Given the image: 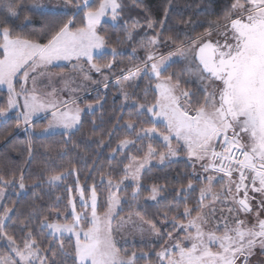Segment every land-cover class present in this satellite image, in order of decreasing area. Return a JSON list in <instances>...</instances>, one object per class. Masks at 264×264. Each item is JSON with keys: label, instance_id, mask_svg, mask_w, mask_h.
<instances>
[{"label": "snow or ice", "instance_id": "6c2138e0", "mask_svg": "<svg viewBox=\"0 0 264 264\" xmlns=\"http://www.w3.org/2000/svg\"><path fill=\"white\" fill-rule=\"evenodd\" d=\"M63 2L71 4L72 0ZM20 7L15 0L0 5L3 13L0 89L6 90V106L0 107V117L15 111L17 128L23 125L37 136L60 129L61 135L70 141L81 125L83 109L71 95L80 85L72 88L71 84L76 82L72 77L63 81L62 88L52 86L51 78L63 73H53L50 69L68 62L81 75L82 82L92 79L89 74L92 70L111 71L118 63L115 58L122 53L117 48H107L106 37L98 28L105 17L113 21L120 17L123 2L75 0L76 13L39 38L18 33L8 25V19H19ZM31 7L33 11H42L47 6L42 0H31ZM79 13L82 19L77 23L75 15ZM24 19L27 21L29 17ZM147 27L154 29V23L149 22ZM136 31V24L129 26L126 38L131 40ZM169 42L176 43L171 37L162 40L159 32L141 41L143 60L121 69V76L115 81L124 103L135 110L136 116H146L145 122L151 126L137 131L134 121L125 122L124 127L134 132L135 139H122L112 150L124 152L122 159L128 163L123 165L124 175L117 181L110 175L107 178L101 175L100 184L106 183V195L98 193L95 181L89 185L86 178L82 184L75 168L47 176L46 182L52 186H59L67 176H75L74 186H66L71 219L57 211L54 215H63V223L49 222L48 217L40 222L41 230L47 229L46 235L58 241L55 250L51 244L42 246L43 242L36 238L34 228L28 223L20 226L19 236L9 234L7 229L17 225L9 223L14 206L3 203L4 190L9 186L23 190L27 185L23 174L10 179L0 175V241L8 247V254L0 256V264H65L64 257H70L72 264H139L142 259L145 264H153L149 259L152 255L155 264H238L241 258L242 264H248L257 247L264 250V218L260 217L264 211V0H234L225 11L224 23L210 24L203 35L182 41L167 53L160 52L163 44ZM137 51L133 48L132 54L135 56ZM106 53L113 59L104 64L95 62L96 57ZM173 63H182L184 67L180 72L165 75ZM144 77L150 81L144 96L151 91V102H140L131 91L139 87L138 81ZM45 79L47 84L43 83ZM104 81L107 88L108 76H104ZM63 91L70 93L68 98L59 95ZM86 107L91 109L93 105ZM41 114L50 119L46 126L37 129L34 118ZM145 140L149 143L142 157L129 154L132 148L142 151ZM155 140L162 141L165 151L157 152L151 143ZM180 148L194 161L193 174L196 164L201 169L203 186L199 188L195 207L184 203L180 212V202L188 199L184 193L196 188L189 180L186 188L177 190L174 202L168 203L160 213L162 222L171 225V231L162 233L149 221L151 235L145 237L141 229L140 248L129 251L118 246L116 235L122 226L113 222L123 202L122 186L132 182L133 197H139L143 172L150 167L152 159L158 156L163 163L176 157ZM217 182L219 190L214 189ZM250 191L261 196L251 222L240 218V213L245 216L253 213L251 202L255 197L249 195ZM159 198L160 188L153 184L146 199L158 202ZM229 202L235 207H214ZM206 208L209 211L205 212ZM170 212L177 215L169 217ZM178 216L184 219L179 220ZM140 219L143 222V217ZM65 234L69 239L74 237L71 251L60 239ZM152 237L157 238V243L166 239L157 249Z\"/></svg>", "mask_w": 264, "mask_h": 264}, {"label": "trees", "instance_id": "16d2710c", "mask_svg": "<svg viewBox=\"0 0 264 264\" xmlns=\"http://www.w3.org/2000/svg\"><path fill=\"white\" fill-rule=\"evenodd\" d=\"M49 2L52 0H42ZM60 4L67 5L63 0ZM7 0H0V5ZM123 10L115 23L103 22L98 30L101 35L106 37L107 48H117L121 55L115 59L118 61L113 69L121 72V69H127L141 62L144 58V51L139 48L138 43L145 39L161 33V39L171 37L176 43L171 42L168 45L176 47L182 41L189 38H195L204 34L210 24L220 22L224 18L225 11L234 2V0H122ZM15 3L21 5L19 8V19L10 18L7 23L14 31L18 33L31 35L33 38H39L44 32L58 26L76 13L74 8L75 0L70 5L72 8L65 7L64 11H33L31 0H15ZM3 13L0 12V16ZM25 16L29 19L26 21ZM77 23L81 22L82 13L75 15ZM149 22L154 23V29H148ZM132 24L137 25V31L133 34L131 40L126 38V31ZM43 42V41H42ZM138 51L134 56L132 49ZM113 57L110 53L96 57L98 64L107 63ZM56 70H63L64 67H54ZM179 64H171L167 72H178ZM150 81L144 77L138 81L139 87L133 89L134 98L140 102H151L153 93L149 91L147 97L144 96V89ZM155 83V81H151ZM189 87H194L190 85ZM100 105L92 112H84L81 115V125L78 131L71 135V140L60 134L48 136H37L35 134H26L17 128L16 113L10 114L4 119H0V175L5 179L13 176L17 178L23 174L27 187L23 190L18 186H9L6 188L5 199L3 201L9 207L14 206V212L10 224H16L17 227H9V234L20 235V226L28 223L34 228L35 236L43 242L42 246H53L54 250L58 246L56 238L46 235L47 229L41 230L40 222L44 217H48L49 222L59 220L64 222V216L56 217L57 211L68 215L67 208L68 192L66 186H74L75 176H67L65 181L59 186L49 185L47 176L54 173H60L65 169L75 168L78 170L80 182L83 184L87 178V183L91 185L94 181L97 183L98 193L106 195V183L100 184L101 175L105 178L109 175L114 181L119 180L123 175V165L128 163L124 157V152L113 153L122 139H135V134L124 127L128 120L137 124V131L140 127H150L151 124L145 122L146 116L138 117L135 110L127 105H123L122 97L115 89L94 90L84 96V105ZM123 105V106H122ZM6 106V93L0 91V107ZM81 107V106H80ZM37 129L44 125L43 120L34 122ZM162 127V126H161ZM138 145L140 142H137ZM149 141L143 142V150L137 151L135 148L128 150L129 154L142 157L146 152ZM153 147L158 152L162 150L159 140L151 141ZM29 145H31V155L29 154ZM183 153V152H182ZM191 180L196 186L197 179L193 174L191 164L185 158H179L159 166H150L143 172L141 184L142 196L149 195V190L153 184L160 188V197L158 202H138L136 198H129L133 190V185H126L121 192L128 196L124 200L116 214L115 220L128 216H136L138 219L143 217V221L149 225V221L154 223L162 233L171 231V225L163 221L160 214L166 210V205L174 202L177 190L186 188ZM10 190H13L11 193ZM75 194V193H74ZM101 196V200L103 199ZM188 196L186 201L180 202V212L183 211L184 203L190 207H195V202L199 196V187L194 191L186 192ZM59 198V199H58ZM166 198V199H165ZM132 199V200H131ZM134 199V200H133ZM79 210V208H77ZM101 212L103 207L99 209ZM138 214V215H137ZM195 215V213H193ZM177 215L170 212L169 217ZM70 220V215H68ZM183 220V216H178ZM141 220V219H140ZM65 248L71 251L70 245L73 242L68 237H61ZM166 239V237H165ZM165 239H157V249ZM140 242H134L126 245L129 251L140 248ZM8 254V247L0 244V256ZM65 264H72L70 257H64ZM155 264V256L149 257ZM139 264H145V260H140Z\"/></svg>", "mask_w": 264, "mask_h": 264}, {"label": "rangeland", "instance_id": "374dc122", "mask_svg": "<svg viewBox=\"0 0 264 264\" xmlns=\"http://www.w3.org/2000/svg\"><path fill=\"white\" fill-rule=\"evenodd\" d=\"M42 3L47 6L42 11H64L66 6L68 8H72L68 4L67 5H63V4H60L58 1H54V0L49 1V2L42 1ZM103 22L115 23V21L111 20L109 17H105L104 20L102 21V23ZM215 23H221V24L224 23V18H223L222 21L215 22ZM215 23H213V24H215ZM215 35H216V33L213 32V37H215ZM146 39L147 38L141 39L139 41V43H138V50L140 48L141 41H145ZM173 49L174 48H172V47H170L168 45H163L159 49V51L162 52V53H167L168 51L173 50ZM144 55H145V53H144ZM139 63L140 62H138L137 64H139ZM173 64H179L180 69H179L178 72H180L181 69H183V67H184V65L182 63H173ZM58 67H64L65 69H63V70H56V69L52 68V69H50V71L53 72V73H63V76H54V77H52L51 78L52 86H54V87H56L58 89L59 88H62L63 87V81L64 80H68V79H70L72 77H75L76 82L73 83V84H71V87L72 88H77L78 85H80V87H79L78 91H76L74 93H71V95L74 96L77 99L78 105L81 106V108L83 109L81 115L84 112H92L93 110H95L96 108H98L99 105H100V103L93 104V108H91V109L87 108L86 107L87 105L83 106L84 105L83 104L84 103V96H86L91 91H94V90H97V89L104 90V89H107L109 86H110V88L115 89L116 93L119 96L122 97V101H123L122 103H123V105L124 106L127 105V104L124 103V98L120 94V92L118 90V87L116 86V83H115L116 79L121 76V72L117 71V69H112L111 71L105 70L103 73H96L94 70H92L89 73L91 75L92 79L89 80V81H83L82 82L81 75L79 73L75 72L72 69L71 64H69L68 62H61L60 63V66H58ZM85 67L87 68V65H85ZM104 76H108V81H107L108 87L107 88L104 87V83H105ZM93 81H96V83H93ZM43 83L44 84H47L48 83V80L45 79V81ZM193 86L195 87V85H193ZM17 87H19V85H17ZM42 90L47 91V90H50V89L42 88ZM0 91H4L6 93V90L0 89ZM131 91H133V89ZM59 95L62 96V97H64V98H68L69 95H70V93L68 91H63V92H60ZM129 103H131V100L129 101ZM12 113H15V111L10 112L8 114V116L10 114H12ZM4 118H6V117H0V119H4ZM48 119H50V116L48 118H44V114H41L40 117L34 118V122H36L38 120H43L44 125L42 127H44V126L47 125ZM42 127H40V128H42ZM20 131L25 132L26 134H32L29 131H26L25 128L23 127V125H21ZM61 132H62V130L57 129L55 131V133H53V134H60ZM48 135H52V134H48ZM48 135H43V136H48ZM160 142L161 143L159 145L162 146V141H160ZM173 143L175 144L176 142L173 141ZM146 150H147V147H146ZM161 151H165V148L163 146H162V150ZM179 158H185L186 160H188V162L191 164V167H192V164L194 163V161H190L188 159V157L186 155V151L183 148H180L179 149L178 155L176 157H171L170 159L165 160L163 163H161L159 161L158 156L157 157H154L152 159V161H151V165L150 166H159V165L165 164L167 162L177 160ZM192 170H193V167H192ZM195 173L196 174L194 176L197 179L196 186H198L200 188L201 186H203V184H202V181H201V176H200L201 169L199 167V164H196ZM129 184L134 186V184L132 182H130V181L129 182H126V184L124 186L129 185ZM124 186H122V189H123ZM219 188H220V183L217 182L214 185V189L215 190H219ZM10 191H11V193H13V190H10ZM4 192L6 194V189L4 190ZM120 195L123 198V201L124 200H128V196L126 197L123 192L120 191ZM249 195L255 197L252 200V202H251L252 203V206H253V213L252 214H249L247 216H245V214H243V213H240V218L241 219H247V220H249V222H251L252 221V218H253V215L255 213V210L257 208V203L261 199V196H260L259 193H252L251 191L249 192ZM131 197L134 198L133 197V190H132V192L129 195V198H131ZM146 197H148V195L147 196H142L140 194L139 197H136V201H138V202H143V201L156 202V201H152L150 199H146ZM205 203H208V201H206ZM214 207H216L217 209H220V208L235 207V205L231 204L230 202L229 203H225V204H219V203H217V204L214 205ZM77 208H79V210H80V206H79V203L78 202H77ZM119 208H120V206L118 207L117 212H118ZM204 211L207 212V211H209V209L206 208V209H204ZM217 216H219V212L217 213ZM260 217L261 218H264V211H261L260 212ZM70 218H71V216H70ZM113 223H114V225H120V226H122V231L119 232L116 235V239L118 241V246L124 247L126 245L132 244V243L137 242V241L140 242L141 229H143V235L145 237H149L151 235V231L152 230H151L150 225H148L144 221L142 222L136 216H128V217H125V218H119V219L114 220ZM47 232H48V230H47ZM180 234L182 235L183 233L181 232ZM174 235H176V233H174ZM52 237H54V236H52ZM63 237H68L69 238L68 234H65V236H63ZM125 238L128 239L129 243L125 244ZM71 239L74 242V237L71 238ZM154 239H157V238L156 237H152V241ZM0 244H3L5 246H7L3 241H0ZM5 255H7V254H5ZM2 256H4V255H2ZM242 259L243 258H241V262H238V264H242ZM248 264H264V250H261L259 247H257L254 250V254L250 257Z\"/></svg>", "mask_w": 264, "mask_h": 264}]
</instances>
